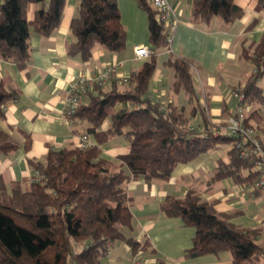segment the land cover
Returning <instances> with one entry per match:
<instances>
[{"label": "trees", "instance_id": "obj_1", "mask_svg": "<svg viewBox=\"0 0 264 264\" xmlns=\"http://www.w3.org/2000/svg\"><path fill=\"white\" fill-rule=\"evenodd\" d=\"M65 0H3L0 2V59L25 68L30 58L29 38L32 32L48 37L59 25ZM146 13L151 52L125 81L112 78L105 85L88 90L79 106L67 116L71 122L86 123L81 132L89 136V147L66 145L49 149L42 161L29 160L30 178L5 183L0 174V264H101L115 241L129 245L132 254L149 248L125 234L132 214L126 183L142 176L147 184L166 181L173 168L211 149L232 145L219 159L207 185L224 178L250 186L258 178L254 157H240L236 136L201 135L187 130L190 117L199 113V124L208 127L205 110L199 102L188 61L172 57L173 92L183 91L185 105L153 100L149 84L157 65L159 50L168 48L166 28L156 9L147 0H135ZM34 5L31 18L27 6ZM264 8V0H257ZM242 13L234 0H192L190 20L207 23L214 17L231 23ZM73 40L67 54H79L87 61L95 44L109 52L124 48L125 29L120 21L116 0H77L76 13L70 22ZM242 57L250 59L253 70L242 85L245 103L264 102L257 84L264 63V33L256 42L242 46ZM19 91L0 78V118L6 101ZM122 106L115 109V105ZM255 137L264 144V130L249 122ZM106 118L109 127L100 130ZM73 131H79L74 128ZM123 134L128 151L114 159L101 156V145L113 136ZM27 145V144H26ZM19 141L0 129V158L14 152ZM256 191V190H254ZM215 200H206L189 188L182 196L167 195L159 208L168 217L179 218L182 225L194 229L191 245L184 258L228 251L226 264H264V242L261 229L242 227L231 222L235 213L216 210ZM135 264H140L138 261ZM156 264H165L158 259Z\"/></svg>", "mask_w": 264, "mask_h": 264}, {"label": "crops", "instance_id": "obj_2", "mask_svg": "<svg viewBox=\"0 0 264 264\" xmlns=\"http://www.w3.org/2000/svg\"><path fill=\"white\" fill-rule=\"evenodd\" d=\"M168 2L178 23L170 48L159 50L157 54L149 95L162 105H185L187 110L192 107L183 91L172 90L174 70L168 59L171 55L183 58L189 63L199 102L203 99L208 107L205 113L208 124L221 127L235 108V100L228 96V90L243 84L253 70L251 60L242 57L241 50L264 33V8L258 7L257 0H234L242 13L233 22L227 24L214 17L207 23L194 24L190 20L192 0ZM116 3L126 33L125 45L120 51L109 52L95 44L87 61H82L79 54L69 56L66 48L73 40L69 26L76 13L77 0H65L60 23L48 37L31 33L30 58L25 68L0 59V78L19 91L16 98L6 101L4 116L0 118V129L19 141L14 152L0 158V174L5 183L30 178L29 160L42 161L49 149L79 146L86 123L69 124L63 117L65 93L79 74L92 75L108 67L115 79H122L144 61L135 58L134 47L142 44L152 48L147 15L135 0H116ZM33 9L32 4L27 6L28 18ZM262 61L264 63V58ZM262 67L264 69V65ZM257 84L264 94V71L257 78ZM121 106L117 103L115 109ZM251 111L254 114L249 122L264 130V102L248 105V112ZM190 118L194 124L201 122L199 113ZM110 123L109 118L104 119L99 129H107ZM74 128L79 131H73ZM229 148L230 145H223L177 164L166 181L154 180L147 184L142 176L129 180L126 189L130 196L132 225L124 232L140 242L146 240L149 248L134 255L128 244L118 240L112 244L108 255L101 258V264H135L136 261L156 264L158 259L165 264L228 263L231 260L228 251L183 257L185 249L191 245L194 229L183 226L179 218L168 217L159 204L165 196H182L189 188L200 192L203 199L215 200L216 210L235 213L231 217L235 225L260 228V240L264 242V191H252L245 183H234L229 178L207 185L218 160L225 158ZM127 151L128 140L123 134L101 145V156L106 159H114Z\"/></svg>", "mask_w": 264, "mask_h": 264}, {"label": "built area", "instance_id": "obj_3", "mask_svg": "<svg viewBox=\"0 0 264 264\" xmlns=\"http://www.w3.org/2000/svg\"><path fill=\"white\" fill-rule=\"evenodd\" d=\"M151 6L157 11L158 19L163 22L166 28V40L168 49L175 31L178 19L173 14L168 0H147ZM151 48L146 45H136L134 47V56L136 59H145L149 56ZM114 78L112 70L105 67L92 75L82 73L79 74L67 89L63 100V117L64 120L72 124L67 118L80 104L85 93L92 89L95 84L105 85L108 81ZM125 81L127 78H122ZM228 96L235 100L234 111L225 118L224 125L215 127L208 124L206 128L202 124H194L190 118L186 124L187 130L199 131L201 135L212 132L214 135L236 136L237 140L235 147L238 148L240 157H254V168L258 173V178L249 186L250 190L264 191V144L255 137L254 128L246 124L248 105L245 103V93L242 85H235L228 90ZM159 102V101H158ZM202 105L205 113L208 112V107L202 99ZM162 103L161 108L163 109ZM93 144L88 135L80 136V147H89ZM232 145H230V148ZM110 251V250H109ZM107 251V255L109 253Z\"/></svg>", "mask_w": 264, "mask_h": 264}]
</instances>
